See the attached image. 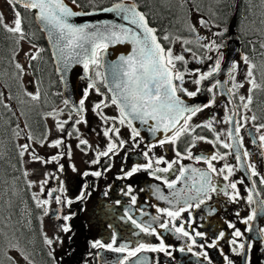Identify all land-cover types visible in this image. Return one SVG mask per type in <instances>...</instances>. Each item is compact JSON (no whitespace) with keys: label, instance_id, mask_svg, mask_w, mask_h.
<instances>
[{"label":"flooded vegetation","instance_id":"af4514ba","mask_svg":"<svg viewBox=\"0 0 264 264\" xmlns=\"http://www.w3.org/2000/svg\"><path fill=\"white\" fill-rule=\"evenodd\" d=\"M137 4L141 10V6L138 4L140 0H130ZM152 1V3H151ZM162 0H148L147 6L142 11L148 18L150 24L156 28L158 36H160L161 24L165 22L172 25H186V14H181V9H186L185 4H182L176 0H170V5L163 8L161 5ZM190 2L192 12H195V6H202L209 0H185ZM247 6L255 7L260 4V0H246ZM247 7V8H248ZM170 14L171 11L176 13L167 16L165 12ZM259 8L253 19L259 21ZM178 17V18H175ZM193 17H196L193 14ZM236 20H234L233 27L241 40L242 50L244 57L245 52L243 42L245 39L252 40L254 37H259L258 34L251 35V24L248 16L242 15L240 21L237 20V12L235 13ZM233 17V18H234ZM228 29L233 22V19L228 23L223 20ZM155 23L158 25L156 26ZM154 24V25H153ZM206 37L211 38L212 33L206 34ZM229 37V30L226 34L225 42L227 47V40ZM251 37V38H250ZM160 38V37H159ZM161 41V40H160ZM163 41H161L162 43ZM163 44V43H162ZM164 45V44H163ZM253 46H255L253 44ZM165 47V46H164ZM168 49V47H165ZM224 49L221 51L224 54ZM208 55L217 57V53L211 52ZM225 58V54H224ZM189 62L193 63V57H189ZM53 63V62H52ZM213 61L204 59V64H195L193 66L186 65L189 70L200 69L201 72L208 70ZM224 63V59L221 62V70ZM237 65V69L230 76L227 77L219 74L214 75L209 80H205L201 83V92L192 100H198L206 97L205 104L212 103L213 96L215 97L214 103L211 107L204 108L203 111L198 112L192 117L189 122L191 125H201L210 120L214 121L213 127L216 132L224 133L221 135V141L227 143H233L227 137V131L229 128H233L236 123H239L241 130L238 138H242L241 153L247 151L248 157L242 156V165L238 164L235 160L234 149H225L217 144L216 147L205 143L204 141H197L196 146L191 149L193 157L205 155L210 156L216 152L221 154H227L232 152L231 155H227L226 162L232 165L234 174L229 178L231 181H238L243 179V184H237V189L240 193V199L237 202H232L222 192L210 193L211 198L206 199L199 208L193 207L186 212H182L180 220L176 221L177 226L182 222L184 223L185 230L196 240V244L192 246V252H188L186 245L191 244V241L187 238H177L179 234L174 231H166L159 228V223L153 224V227L157 228L161 238L164 240L165 245L168 247L171 255H165L163 252H148L142 251L138 254V258L144 261V264H207L203 257H197L193 253H199L201 251H207L209 258L212 260V264H226L223 256L220 254L222 250L225 255L234 260L236 264H242V258L233 255L231 252V245L227 242L232 239L231 233L234 231L227 227V223H234L236 228L242 232L245 229V225L241 223L242 218H247L252 212L253 208H256V204L249 205L247 203V196L251 189H255L253 192V198L255 200H264V184H261V179H264V143L259 140L260 135H264V128H261L257 132V128L264 124V113L260 112L257 105L254 103V94H258L260 87V80L254 79V73H258V70L252 66L253 64L248 59L246 64L244 60L234 62ZM252 64V65H251ZM177 68L184 70V63L177 62ZM251 66L253 73V79L256 81V88L252 85L249 87L245 81V71L248 72ZM260 70V69H259ZM53 71L55 72L53 65ZM103 71V70H102ZM231 72V70H230ZM229 72V73H230ZM240 74V76L238 75ZM91 78H95L94 73H88L85 79H80L77 86V92L79 100L83 98V92L86 90ZM190 75H185V83L188 82ZM194 78V77H193ZM59 79L60 90L53 91L52 95L48 92L44 98V104H40L38 111L40 115L36 116L29 123L26 122L21 116V122H23V130L27 135V140L38 148L44 160H49L53 155H58L60 152L67 151L65 146L71 148V158L64 155L60 159L59 164L64 165V171H59V164L56 162L31 163V170L29 176L39 175L38 181H31L30 177L27 178V185L24 190L20 192L16 189V197L22 200L19 207V227L22 229L17 232V229L5 228L8 233L2 234L5 238H0V264H116V261L121 259L126 253L113 252L107 248H93L92 243L95 241H101L103 244L111 243V238L115 236L116 244L114 247H119L121 244L127 243L130 247H135L139 242L158 246L160 241L155 236H148L144 233H139L137 229L128 218L138 223H147L151 221L153 216H161V221H166L169 217L162 215L156 211L160 209H172V205L166 203L163 200L158 199L155 194V189L159 188L165 195H170V190L167 185L162 183L161 180L155 179L149 172H138L132 178L118 179L117 177L123 176L121 169L129 170L136 164H146L147 160L144 158L143 153L148 151L149 147H152L149 153L150 157H163L169 162L178 159L176 151H179L182 156L187 155L185 149L190 146L191 137L182 136L175 146L165 144L163 147L159 146V140L146 141L141 135L136 138L135 143L139 146L132 149L131 145V130L125 126H121L118 123H114L111 119L105 123L96 115L92 109L94 105L102 100L110 97V93L103 84L98 83L97 87L100 88L104 95H97L95 90H89V95L85 100V111L82 113L87 123H81L74 125V121L78 118L76 112L72 109L79 108V102L74 107L68 103L66 106L64 101L66 100L63 94V85ZM219 81L212 93L207 92V88L212 84ZM243 84V87L236 89L233 88V84ZM25 84V83H24ZM205 86L204 90H202ZM189 91H195V88H190L184 85ZM25 90L28 94H40L37 86L30 80L28 85L25 84ZM231 90V91H230ZM180 95L189 99L186 96ZM245 97L244 101H241L240 97ZM249 97L251 103L248 102ZM110 103V100H109ZM247 104V107L244 105ZM103 114L109 118L118 117L119 113L116 107L110 106L102 109ZM44 112H49L45 114ZM55 115V119H53ZM225 116L231 118L232 123H224ZM255 116L253 121L251 117ZM56 120L67 121L64 126V131L61 132L56 128ZM119 127L120 136L119 139L126 141L123 148L120 149L118 154L111 155V158L102 157L100 163L93 164L92 160L95 159L97 151H103L107 148L108 138L103 135L104 130L110 127ZM79 129V132H73V128ZM18 132L22 133L18 128ZM68 132H73L72 136H68ZM31 135L32 140L28 137ZM112 134L110 133V136ZM196 136H204L207 139H214L212 132L204 128H196ZM26 135L22 137L25 138ZM88 141V146L79 144V139ZM20 138V137H19ZM57 139L64 140V146L61 148H52L48 145ZM255 140V143L253 141ZM44 141L43 146L39 143ZM113 141L116 138L113 136ZM84 149L81 151V149ZM225 161H213L214 166L220 169L224 166ZM248 164H254L255 170L258 173L256 176H251V169L247 168ZM183 165L187 168H198L207 170V165L202 161L197 162L194 159H180L179 164L174 165L173 170L168 173H157L156 175L166 177L169 181H175L179 175V168ZM72 166L77 169L72 171ZM110 167V170L109 169ZM160 167H166L167 165L161 164ZM101 171L102 175L97 178L95 176H84L85 172ZM226 174V173H225ZM59 176L60 179H56ZM47 178L48 183L44 185V194L39 195L40 199H47V193L53 188L60 187V181H63L64 192L53 193V197L61 195L62 199H65L63 205H57L54 198L47 206L48 214H44V210L36 206L35 200H33V194L40 193V183ZM214 183L219 187L229 181L223 180V176H214ZM29 182L33 184L29 187ZM87 185L85 189L84 185ZM132 188V193L126 194L128 188ZM184 182L181 180L176 184V188H183ZM231 193V189L228 190ZM82 192H86L85 199L80 200L79 196ZM259 193V196H256ZM136 197V203H131V196ZM66 200H72L73 203L69 206ZM179 207V205H177ZM239 212L240 216L237 217L236 213ZM127 213V215H126ZM211 213V215H209ZM72 215V219L67 221L71 231L64 233L60 231V227L65 224L62 219L63 216ZM60 216L61 219L56 217ZM254 225L252 232H245V240L252 239L254 244L251 259L252 264H264V245L257 239L258 230L264 228V214L258 215L257 219L250 222ZM10 231V232H9ZM223 231L225 233L224 239H219L218 233ZM196 232H200L202 236H196ZM47 236L54 240V243L49 247L44 242V237ZM59 237L62 243L55 242V238ZM71 237V239H69ZM218 240L217 248H200V245H207L213 241ZM184 247L185 251L180 252L179 249ZM23 253V255L21 254ZM51 253V255L49 254ZM27 257V260L24 257ZM55 258V259H54Z\"/></svg>","mask_w":264,"mask_h":264},{"label":"snow or ice","instance_id":"6c2138e0","mask_svg":"<svg viewBox=\"0 0 264 264\" xmlns=\"http://www.w3.org/2000/svg\"><path fill=\"white\" fill-rule=\"evenodd\" d=\"M8 4L13 8L14 21L12 22L14 26H10L4 23L3 14L0 13V26H3L5 30L14 35L18 34L20 39H24V32L22 28V15L17 6H22L26 11H31L35 13V19L41 24L42 30L47 33L49 41L52 43L55 49L54 55L56 56L58 70L64 75L71 70L72 66L75 64L82 65L84 73H94L95 78L88 77L90 82L87 85L86 90L83 92V98L79 100V108H73L72 111L76 112L78 118L74 121V125L81 123H87L84 119L82 113L85 111V100L89 95V90L94 89L97 95H104L97 84H103L110 93V97L96 103L92 111L100 117L105 123L109 119L118 123L121 126H125L131 130V140L133 141L131 148L134 149L139 145L135 143L136 138L140 136V132L133 127V121L138 120L141 124H149V121L155 122L154 126L150 125V131L155 134L156 132L163 131L165 133L164 138L159 140V146L163 147L165 144H170L175 146L182 136H190L191 142L190 146L185 149L187 155H183L176 151V156L178 159L169 162L163 157H150L149 153L152 150V145L149 147L148 151L143 153L144 158L147 160L146 164H136L132 166L129 170L121 169L123 176L117 177L118 179L132 178L136 173L144 171L149 172L155 179L161 180L162 183L167 185L170 190V195L165 196L159 188H156L155 194L158 199L165 201L172 205V209H160L157 208L156 211L164 216L169 217L168 220L160 222L161 216H153L151 221L147 223H138L136 220L132 219L131 216L128 218L131 220L132 224L139 229V233H134L139 235L144 233L148 236H155L159 241L158 246H153L151 244H146L144 242H139L135 247H130L127 243L121 244L119 247H114L116 244V238L113 236L111 238V243L103 244L101 241H95L92 243L93 248H107L113 252L126 253L121 259L116 261V264H144V261L138 258V254L142 251L148 252H163L165 255H171L168 247L165 245L164 240L161 238L160 233L157 231L153 224L159 223V228L166 231H174L179 234L177 238H187L191 241V244L186 245L187 251L192 252V246L196 244V240L185 230L184 223L182 222L177 226L176 221L180 220L182 212H186L189 209L196 207L199 208L201 204L205 202L206 199H210V193L222 192L225 196L229 198L232 202H237L240 199V193L237 189V184H243V179L238 181H231L229 178L234 174V169L232 165L226 162L227 155H231L232 152L227 154H221L216 152L210 156H197L193 157L191 149L196 146L197 141H204L205 143L213 145L216 147L220 144L221 147L225 149H234L235 160L238 164L242 165V156L248 157L249 153L244 151L241 153L240 149L242 147V138L239 137L241 126L236 123L233 128H229L227 131V137L232 140L233 143H227L221 141V135L224 133L216 132L213 127L214 121L210 120L201 125H191L189 122L192 117L198 112H201L206 107H211L214 103L215 97L213 96L212 103L204 105L189 106L186 101L181 97L183 96L192 99L196 97L201 92L200 85L203 81L209 80L214 75L219 74L221 70V62L224 59V54L221 51L225 48L226 42L225 37L228 33V27L225 24L221 26L220 24H214L213 27L218 30L212 33V37L197 36L198 41L207 40V43H199V47L205 50V57L213 63L209 66L208 70L201 72L200 69L189 70L186 65L187 61L183 55H174L171 48L166 49L162 46L156 36V29L149 26V23L144 14L137 10V5L130 0H120V2L113 4L111 7L104 8L102 11L107 13H115L116 17L127 22V25L121 23H103V24H93V23H83L76 24L72 20L76 17L93 15L91 12H81L76 11L75 8H79L77 0H71V4L67 3L66 0H7ZM201 27H206L208 22L201 19L199 21ZM192 32L196 31L195 26H189ZM164 40H169V36L165 35ZM129 43L132 45L131 54L119 57V62L115 64H106L104 56L107 53L109 45L124 44ZM185 44L191 43V41H184ZM264 47V45H262ZM185 51L191 52L192 50L186 48ZM215 52L217 57L214 58L208 53ZM39 53L31 55L30 59H36ZM192 55L196 58L197 63H203V58L198 57L195 52ZM244 62L248 63V57H243ZM177 62H183L185 67L182 71L177 68ZM16 68L23 72V68L20 64H16ZM106 69V71H102ZM237 69V65L233 63L231 65V76L233 72ZM62 75V79H64ZM185 75L193 76L191 83L195 84L197 87L195 91H189L185 84ZM247 76L251 78L253 73L251 71V66L247 72ZM219 81L212 84L207 88V92L212 93L214 88L217 86ZM249 83L252 84L253 88L258 87L254 79H250ZM243 87V84H233V88L239 89ZM231 91V90H230ZM2 95V94H0ZM31 95L33 100H38V94H28ZM241 101H244L245 97H240ZM110 100V103H109ZM248 102L251 103V98L249 97ZM68 100L64 101V104L68 105ZM115 106L118 110V117H107L103 114L102 109L108 108L110 106ZM247 107V104L244 105ZM53 115V119H55ZM254 121L255 116L251 117ZM224 123H232L230 117L225 116ZM67 121L56 120V128L63 132L65 124ZM196 128H204L212 132L214 139H207L204 136L193 135ZM261 128H264V124L257 128V132ZM73 132L78 133L79 129L73 128ZM73 132H68V136H72ZM110 133L112 134L110 136ZM171 133V135H168ZM19 135V133H17ZM103 135L108 138L107 148L103 151H97L96 157L92 160L93 164H98L102 157L111 158V155H116L121 148L124 147L126 141L119 139L120 128L110 127L104 130ZM113 136L116 141H113ZM32 140L31 135L28 137ZM79 139V136H77ZM259 140L264 143V135H260ZM43 146L44 141L39 142ZM255 143V140L253 141ZM88 145V141L84 139H79V144ZM52 148H61L64 146L63 139H57L48 145ZM22 147V151L19 153L21 157L25 155L28 151L29 145L25 144ZM67 151L60 152L58 155H53L49 160H44L41 157L31 153L33 161H40L41 163H51L56 162L59 164L61 158L67 155L71 158V148L65 146ZM84 149L82 148L81 151ZM180 159H194L197 162L202 161L207 165V170H202L198 168H187L183 165L179 168V175L175 181H169L166 177H161L156 175L157 173H168L173 170L174 165L179 164ZM224 160V166L217 169L213 161ZM164 164L166 167H160L159 165ZM109 166V169L110 170ZM247 168L251 169V176H256L258 173L255 170L254 164H248ZM77 169L72 166V171L75 172ZM59 171H64V165L59 164ZM226 173V174H225ZM29 173L24 172V176L27 177ZM84 176H95L99 178L102 175L101 171L85 172ZM214 176H223V180L229 181L222 187H219L214 183ZM56 179H60L59 176ZM181 180L184 182L183 188H176V184ZM48 183L47 178L40 183V193L33 194V200L36 202V206L44 210V214H48L47 206L51 203L54 198L57 205H63L65 199H62L61 195H56L53 197V193H63V181H60L59 188H53L47 193V199H40L39 195L44 194V185ZM261 184H264V179H261ZM29 187L33 184L29 182ZM87 189V185H84ZM231 189V193L228 191ZM132 188L129 187L126 194L132 193ZM255 189H251L247 196V203L249 205L256 204V208L252 209V212L247 218H242L241 223L246 227L242 232L240 229L236 228L234 223H227V227L233 229L231 233L232 239L227 241L231 245V252L233 255L242 258V264H252L251 253L254 247L251 238L245 240V232H252L254 225L253 222L257 219L258 215L264 214V200H255L253 198V192ZM86 192H82L79 196L80 200L85 199ZM259 196V193H256ZM66 203L70 206L73 201L66 200ZM131 203L134 205L136 203V197L131 196ZM179 205V207H177ZM127 215V213H126ZM211 215V213H209ZM239 217V212L236 213ZM61 219L60 216L56 217ZM62 219L65 224L60 227V231L64 233H69L71 231L70 226L67 221L72 219V215L63 216ZM200 232H196V236H202ZM219 239L225 238V233L220 231L218 233ZM71 239V237H69ZM257 239L262 245H264V228L258 230ZM44 242L49 247L54 243V240L44 237ZM55 242L62 243L59 237L55 238ZM217 248L218 240L213 239V241L207 245H200V248ZM180 252H184L185 248L179 249ZM23 255V253H21ZM51 255V253H49ZM220 254L223 256L226 264H236V262L225 255L221 250ZM197 257H203V260L207 261V264H212V260L209 258L207 251H201L199 253H193ZM27 260V257H24ZM55 259V258H54ZM203 264V261H201Z\"/></svg>","mask_w":264,"mask_h":264},{"label":"trees","instance_id":"16d2710c","mask_svg":"<svg viewBox=\"0 0 264 264\" xmlns=\"http://www.w3.org/2000/svg\"><path fill=\"white\" fill-rule=\"evenodd\" d=\"M118 1L120 0H77L84 11L101 10ZM147 3L148 0L139 1L138 4L141 6L142 11L147 6ZM185 6L186 9H181V14L185 13L188 15L189 8L187 5ZM247 7L246 0H209L202 6L198 5L197 11L206 18L205 21L208 22V25L205 29L208 30L213 29L214 24L224 26L225 22L223 20L229 23L236 12L238 22L242 15L250 16L252 7ZM18 8L23 18L24 39H20L18 34L14 35L7 32L3 26H0V94H2L0 95V238H4L2 236L3 233H8L5 228L17 229L18 233L22 230L19 227V207L22 200L16 197L15 190L19 189L20 192L24 190L27 185V177L23 174L22 158L19 155L20 149L17 145V138L21 136L18 128L22 131L19 120L22 117L29 123L40 115L38 108L40 104H44L43 100L46 97V93L49 92L52 95L53 91L59 92L60 90L59 79L53 71L48 45L35 23L34 14L20 7ZM0 13H2L1 9ZM175 13V11H171L169 14L166 11L165 15L171 16ZM259 13L257 33L259 34L258 38L264 42V13L260 10ZM208 16L216 23L211 24L207 20ZM251 20L253 21V19ZM4 23L6 24L5 19ZM155 25L158 26L156 23ZM176 27L182 32H186L185 26L176 25ZM159 29L161 30V28ZM159 37L163 41L164 46L169 48L167 41L163 39L162 33H160ZM245 40L243 47L245 52L247 51L246 56L251 62H255L254 68L258 70L255 76L260 80V90L257 92L258 94H254L253 101L257 105L256 109L264 113V64L262 65L261 61L256 62L254 59L256 54L261 58V54H264V49L257 47L254 55L250 45L251 41L249 39ZM255 40L253 42L256 43ZM23 43H28L39 51L36 59H27V73L40 92L38 100H33L31 95H28L25 90L23 80L25 72L23 65L18 61ZM16 64L21 65L23 72L16 68ZM261 73L263 74L261 75Z\"/></svg>","mask_w":264,"mask_h":264},{"label":"rangeland","instance_id":"374dc122","mask_svg":"<svg viewBox=\"0 0 264 264\" xmlns=\"http://www.w3.org/2000/svg\"><path fill=\"white\" fill-rule=\"evenodd\" d=\"M182 4H185L188 6L189 8V14L186 15V18H187V23L186 25H183L185 26V29H186V32H182L181 30L178 29V27H176V25H172L170 26L169 23L165 22L161 24V33L163 36L165 35H168L169 36V40H167V43H168V46L169 48L172 49L173 51V54L174 55H183L185 57V60L188 62L187 65L189 66H193L195 64H204V59H205V50L203 48H200L198 45L199 43H207L208 41L207 40H204V41H198L197 40V36H203V37H206V34L208 33H213L215 31H217L218 29L217 28H213V29H208L206 30L205 27H201L200 24H199V21L201 19L205 20L206 18L203 17V14H200L198 13L197 11V6H195V12H192V9L190 7V2L189 1H185V0H176ZM161 5L163 8H166L168 5H170V0H162L161 1ZM259 8V10L261 12L264 13V0H260V4L258 6H255V7H252V11L250 12V16H248V18L250 19V22H248V24H251L252 25V29L250 31V34L251 35H255L258 34L257 33V26H258V21H255V23H253V21L251 19H254V16H255V12L257 11V9ZM0 9L3 13V16H4V19H5V22L6 24L10 25V26H14L13 25V21H14V13H13V8L8 4L7 0H0ZM193 14L196 15V17H193ZM207 16V15H205ZM209 17V16H208ZM264 17V16H263ZM208 21L211 22V24L213 23H216L211 17H209L207 19ZM260 24V23H259ZM190 25L192 26H195L196 28V31L195 32H192L191 29H190ZM173 27V28H172ZM188 30V31H187ZM259 36V34H258ZM251 38V37H250ZM256 39V43L253 42V40ZM187 40V41H191V43L189 44H185L184 41ZM251 41V49L255 55V50L257 49V47H260L261 49H264V47H262V45H264V42L260 40V38L258 37H254ZM253 44L255 46H253ZM186 48H189L191 49L192 51L191 52H188V51H185ZM37 52H39L37 50L36 47L28 44V43H23V46H22V52L20 53L19 57H18V61L20 64L23 65V68H24V83L26 85H28L30 83V76L28 75L27 71H28V63H27V59L31 56V55H35ZM195 52L196 55L198 57H201L203 58V63H197V60L196 58L192 55V53ZM262 56H264V54H261V58ZM189 57H193V63H190L189 62ZM261 58L259 57L258 54L255 55L254 59L256 62H259L261 61L262 62V65L264 64V58ZM251 62V61H250ZM252 66L254 67L255 66V62H251ZM263 73H261L262 75ZM238 75L240 76V74L238 73ZM254 76H255V73H254ZM245 81L247 82L246 85L247 86H251L252 84L249 83V80L250 79H253V76L251 78H249L247 76V71H245ZM258 79L256 76L254 77V79ZM193 80V77H190L188 79V82H186L184 85L190 88H195L196 85L191 83V81ZM45 114H48L49 112H44ZM19 123H20V126L22 128L23 126V122H21V119L19 120ZM20 138H17V145L20 149V152L22 151V147L23 145L27 144L29 145V148H28V151L25 152V155L22 158V163H23V169H24V172H28L31 170V163L33 162H37L38 164H41L40 161H33L32 160V156L30 155L31 153H34L35 155L41 157L42 159H44L43 155L38 152V148L31 144L28 140H27V133L25 132V129L23 130L22 128V133H20ZM23 135H26L25 138L22 137ZM23 173V172H22ZM24 174V173H23ZM31 179V181H38V179H40L39 175H31V176H27V178Z\"/></svg>","mask_w":264,"mask_h":264},{"label":"water","instance_id":"95a60500","mask_svg":"<svg viewBox=\"0 0 264 264\" xmlns=\"http://www.w3.org/2000/svg\"><path fill=\"white\" fill-rule=\"evenodd\" d=\"M66 2L71 4L70 0H66ZM118 2H120V1H118ZM118 2H115V3H118ZM130 2H133V1H130ZM115 3H113V4H115ZM112 5H110L108 7H111ZM18 7L24 9L22 6H18ZM108 7H106V8H108ZM75 10L81 11V12L94 13L93 15H86V16H80V17L74 18L72 20V22L76 23V24H83V23L103 24V23H113L114 22V23L125 24V26H129V25H127L126 21H123L122 19L116 17L115 13H107V12L102 11L103 9L84 11L81 7H79V8H75ZM137 10L140 11L142 14H144L138 8V6H137ZM29 12H31V11H29ZM31 13L34 14V18H35V13L34 12H31ZM145 17H146V15H145ZM146 19L149 23V26L154 28L150 24L147 17H146ZM234 20H236V17L233 18V22L229 28V37L227 40V47L224 50L225 58H224V63H223L222 70L220 73V75H223L225 77L228 76V74L231 70V65L236 61H238V62L242 61L243 57H244L241 40L238 37V35L236 34L234 27H233ZM35 23L38 26L41 33L43 34L45 41L48 45L50 56H51V59H52V62H53L54 68H55V72L58 75V77L60 78V81L63 85V94H64L66 100H68V102L74 107V105L79 102V96H78V92H77L78 82L82 78L87 80L86 74L84 73V70H83V66L78 65V64L73 65L71 70L68 71L66 75H64L61 71H59L56 56L54 55L55 49L53 48L52 43L49 41L47 33L42 30L41 24L36 19H35ZM154 29H156V28H154ZM155 34H156L159 42L161 43L160 38L157 34V31ZM162 46L164 47L163 44H162ZM131 51H132V45L129 43L109 45L107 53L104 56L105 63L106 64L118 63L119 57L121 55L127 56V55L131 54ZM102 70L106 71V69H102ZM62 75H64V79H62ZM204 88H205V86H203L202 90H204ZM182 98L186 101V103L189 106L204 105L206 102L205 95H203V98L198 99V100L187 99L184 97H182ZM132 123H133V127H135L137 129V131L140 132V135L146 141H156V140H161L164 138L165 133L162 130L159 132H156L155 134H153L150 131L149 126L150 125L154 126V124H155V122H153V121H149V124H147V125L141 124L138 120H134ZM168 135H171V133H168Z\"/></svg>","mask_w":264,"mask_h":264}]
</instances>
